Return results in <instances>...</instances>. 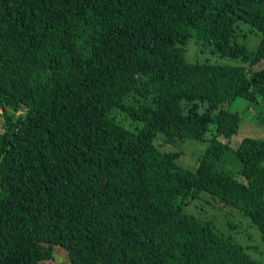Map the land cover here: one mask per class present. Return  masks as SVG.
<instances>
[{
    "label": "trees",
    "instance_id": "1",
    "mask_svg": "<svg viewBox=\"0 0 264 264\" xmlns=\"http://www.w3.org/2000/svg\"><path fill=\"white\" fill-rule=\"evenodd\" d=\"M239 21L255 51L231 43ZM192 38L264 62V0H0V264H264L185 212L206 193L264 237V140L232 150L224 109L264 120V65L189 63ZM158 135H208L195 171Z\"/></svg>",
    "mask_w": 264,
    "mask_h": 264
},
{
    "label": "rangeland",
    "instance_id": "2",
    "mask_svg": "<svg viewBox=\"0 0 264 264\" xmlns=\"http://www.w3.org/2000/svg\"><path fill=\"white\" fill-rule=\"evenodd\" d=\"M261 39V34L243 22L235 24V36L231 43L244 45L251 51H255ZM183 57L189 63H209L215 65L246 67L248 72L259 70L264 62L249 67L240 59L221 56L214 52L212 46L195 39L188 40L183 46ZM249 74V73H248ZM249 103L243 98H236L226 104L224 109L237 112L240 115L239 129L229 140V147L237 149L245 138L264 140V120L255 117L254 111L249 108ZM126 128L134 129L136 124L128 121L123 115L119 116ZM138 127V126H137ZM165 137L158 135L154 145L162 152H172L179 155L177 163L185 169L195 171L202 158L207 144L208 135L204 140L183 139L167 143ZM237 163L233 157L227 158L226 168L234 171ZM264 166V162H263ZM186 213L193 214L196 218L210 222L214 230L223 236L230 238L232 242L242 247L253 259L264 263V237L250 220L235 208L224 205L213 199L210 195L203 193L190 201ZM45 264H69L67 252L63 248L54 249V260Z\"/></svg>",
    "mask_w": 264,
    "mask_h": 264
}]
</instances>
